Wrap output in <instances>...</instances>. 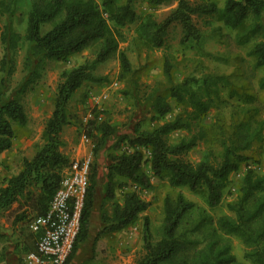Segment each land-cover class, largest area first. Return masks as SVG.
<instances>
[{"label": "trees", "instance_id": "16d2710c", "mask_svg": "<svg viewBox=\"0 0 264 264\" xmlns=\"http://www.w3.org/2000/svg\"><path fill=\"white\" fill-rule=\"evenodd\" d=\"M26 28L23 34L6 25L1 42L12 54L26 45L23 70L26 76L18 87L20 94L34 90L49 62L68 61L73 54L92 49L94 58L64 70L60 74L53 110L46 119L42 138L44 143L35 155L23 158L22 169L0 184V212L11 207L20 197H25L37 215L46 213L54 196L63 170L70 159L60 150L61 132L72 123L68 104L76 90L86 83L104 84L108 77L96 74L101 63L118 59L120 79L134 74L127 53L121 48L126 35L122 28L138 22L137 34L149 48H161L166 34L173 24L182 29L181 44L184 48L196 49L202 56L207 38L195 22L203 19L206 25L214 17L230 30L226 38L237 47L246 49L253 59L254 70L264 68V0H27ZM146 3L149 7H176L162 20L153 12L139 15L136 5ZM18 10V0H0V16L12 17ZM53 23L45 33L41 27ZM15 58L6 55L1 72L10 77L15 70ZM10 64L6 70V65ZM173 62L165 56L163 73L168 87L165 92L149 95V111L155 127L142 129L135 126L132 136L121 134L113 145L120 153L109 155L106 197L102 204L103 227L100 235L125 229L144 216L142 236L145 253L133 264H239L231 254L228 238H240L250 249L245 257L252 264H264V175L249 169L239 189L236 200L226 203L228 213L215 217L185 197L182 191L175 196L167 194L163 200V219L158 229L159 238L152 240L149 219L144 213L151 202L145 200L138 189L153 188L143 165L150 163L154 176L166 180L171 188L187 187L192 192L204 191L208 208L213 209L223 202L224 190L231 173L249 159L246 151L257 141L264 140V118L260 112L264 106L254 93L237 87L229 75L206 73L200 77L187 76L181 81L173 77ZM253 78V77H252ZM4 82V77L1 79ZM259 89H264V76L258 80ZM1 95V93H0ZM1 98V96H0ZM181 107L173 119L164 120ZM225 107L232 109L229 125L214 120L209 125L200 123L213 110ZM29 118L24 104L18 98L0 99V153L12 147L16 137L15 126L24 127ZM93 143V155L97 157L116 128L98 117L82 123ZM176 131L187 135L170 143L168 136ZM200 142L218 145L220 153L213 157L212 149L205 152L198 162L184 158ZM95 160L89 173V184L81 215L80 232L73 251L65 264L72 259L80 243L89 234L97 183ZM125 178L137 185L126 189ZM122 189L123 202L118 201L116 189ZM110 203L111 211L107 204ZM25 215L21 220L25 221ZM31 219H28V225ZM31 250V249H30ZM36 251H27L28 253Z\"/></svg>", "mask_w": 264, "mask_h": 264}, {"label": "rangeland", "instance_id": "374dc122", "mask_svg": "<svg viewBox=\"0 0 264 264\" xmlns=\"http://www.w3.org/2000/svg\"><path fill=\"white\" fill-rule=\"evenodd\" d=\"M191 2H199L202 0H190ZM222 5L224 0H210ZM176 4L170 6H160L156 8L149 7L146 3L138 2L136 5L139 15H144L147 12H153L158 20L164 19L174 8ZM30 8L27 0H18V13L12 17L0 16V37L6 25L12 26L13 30L23 34L26 23V13ZM211 20V25H206L203 19L195 18V22L205 32L207 38L204 43L205 52L209 55H201L196 49L184 48L181 44L182 29L179 24H173L170 26L166 37L165 44L161 48H149L141 39L138 38L137 26L138 22L125 26L123 29L126 39L121 43V48L129 56L134 74L126 75V79L133 80L135 86L134 94L137 98L135 103H148L149 95L152 93H164L168 87L167 78L163 73V64L165 56H169L173 62V77L175 81L179 82L187 76L200 77L206 73L229 75L231 81L238 88L249 90L255 94L260 103L264 106V89H259L258 80L264 76V68L254 70L253 59L246 53V49L237 47L233 42L226 38V35L230 33V30L223 25L221 21L216 18L206 17ZM53 23H45L42 25V32L50 29ZM26 54V45H23L20 49L12 54L8 51L5 45L0 39V69L3 66L2 60L8 55L9 58L13 56L16 60L14 73L7 77L6 74L0 70V93L1 101H6L11 98H18L24 104L28 116L35 114H41L45 122L48 115L51 114V106L53 110L54 97L57 89L60 76L55 73V69L51 66V62L47 67L42 70L41 78L34 90L20 94L18 87L26 76V71L23 70V60ZM94 58L93 50L87 49L75 60V64H82L86 60ZM10 64L6 65V70L9 69ZM120 64L118 62H110V66L104 67L99 65L96 74L105 75L108 77L107 82H113L120 79ZM4 77V82L1 79ZM253 77V78H252ZM92 84V83H91ZM97 84V83H94ZM92 84V85H94ZM124 92H131L132 87L123 90ZM121 91L117 90V93ZM71 106V120L77 124V130L75 132V142L79 138V127L85 123L84 116L86 114L85 103H90L86 97L75 99ZM144 106V105H143ZM145 117L138 124L142 129H151L155 127L156 123L152 119V114L149 108L146 109ZM182 111L181 107L174 106L173 111L167 114L164 120L173 119L174 116ZM232 109L225 107L221 110H213L206 118H201L200 123L209 125L214 120L220 121L226 126L231 122ZM264 118V110L259 115ZM126 118H133V116H127ZM39 119V117H38ZM137 124H135L136 126ZM134 126V127H135ZM34 127H39V123ZM32 128L30 136H35L37 130ZM17 136L18 141L15 140L18 149L25 146L28 137V131L25 128H18ZM187 135L186 131H176L168 136L170 143L177 142L181 137ZM41 142V139L36 141L37 144ZM29 146L33 147L34 143L28 145L24 152L29 149ZM126 149V147L124 148ZM209 149L213 151V157L217 158L220 153V147L218 145L210 146L207 142H200L194 149L184 154V158L191 162L200 161L205 152ZM19 151V150H18ZM22 152H17L18 159L16 164L21 163L24 156H21ZM20 154V155H19ZM249 159L243 162L239 169L230 174L227 187L224 190L223 202L220 206L210 209L205 201L204 191L192 192L187 187L184 188H171L166 180H159L154 188L141 192V196L151 202L149 209L147 210V217L149 219L150 231L152 240L155 241L159 238L158 229L163 219V200L167 194L175 196L179 191H182L186 198L197 203L201 208L206 209L211 215L218 217L220 215L228 213L226 203L234 201L239 196V189L242 184V180L249 169L254 170L256 173L264 175V140L255 142L250 150L246 151ZM93 160L91 162V166ZM144 216L138 220V224L141 226L138 228L140 234L143 230ZM139 234L138 240L135 242L133 250H128V254L122 258H115L119 260V264H133L139 258L143 256L144 241L143 236ZM228 242L231 248V254L235 256L239 264H252L245 255L250 250L243 241L235 236H230ZM114 256V255H113Z\"/></svg>", "mask_w": 264, "mask_h": 264}, {"label": "crops", "instance_id": "0c3cea01", "mask_svg": "<svg viewBox=\"0 0 264 264\" xmlns=\"http://www.w3.org/2000/svg\"><path fill=\"white\" fill-rule=\"evenodd\" d=\"M16 13H18V10L15 12V15ZM24 32L25 29L23 33ZM85 50L73 54L69 57L68 61H52L51 66L55 69V73L60 76L64 70L80 65H76L75 60L85 52ZM110 62L119 63V60L112 59L101 63L100 65L108 67L110 66ZM114 82H117V85L112 86ZM135 86L133 80H128L126 78H121L113 82H105L101 85L86 83L76 90L68 104V110L70 112L71 106H73L72 102L75 99L86 97L90 103H85V118L87 113L101 100V95L104 92H107V100L104 103H99L102 107L100 119L101 121H108L116 128L115 134L108 138L105 146L100 150L97 157H94L93 155L92 146L81 143L80 134L78 141L75 142V132L78 128L73 120L71 124L64 126L62 129L61 138L63 143L60 150L70 159V161L80 159L86 155H92V159L93 161L95 160L98 170L93 209L90 217L89 234L86 240L79 244L68 264H119L120 261L114 260L113 257H118L120 259L127 255L128 250H133L135 242L138 240L140 234L138 228L141 226L138 222L125 229L99 236V232L103 227L101 207L106 197L105 185L107 183V168L111 164L109 155L111 153L118 154L122 149L127 147L126 145H122L121 149H117L116 151L113 150V145L119 135L127 134L132 136L134 134L135 124H138L145 117L146 111L144 108H149V103H135L137 100L134 94ZM131 87V92L123 91ZM117 90L121 92L117 93ZM50 109V113H52V106ZM50 115L51 114H49L48 117ZM40 116L41 114L38 113L33 116H28L29 122L26 126H15V131L18 130V128H25V130L29 132V135L28 137H24V140L27 139L25 146L18 149V147L16 148L17 144L15 140L18 141L19 137L17 136L18 134L16 131V137L13 141L12 147L0 153V184L7 177L17 174L22 169L23 158L26 157L31 159L35 155L38 147L42 146L44 143L42 134L45 122L43 121L44 118ZM127 116H133V118L130 120V118H126ZM38 123L39 127H34L35 124ZM33 127L37 130V134L35 136H30ZM38 139H41L39 144L36 143ZM32 143H34V146H29V149L24 152L25 148ZM17 152H22L21 156H24L19 164L15 163L18 159ZM143 171L150 177L154 188V185L160 179L154 176L150 168V163L143 165ZM120 181L128 183L127 190L137 187V185H134L131 181H128L125 178H121ZM138 192L141 194L143 190L139 188ZM116 197L118 201L121 203L123 202L122 189H116ZM107 208L111 211L110 203L107 204ZM146 214L147 211L144 215ZM22 215H25V221L20 219ZM35 216V211L30 205L26 204L25 197H20L9 209L0 212V264H27L25 261V256L28 253L27 251L36 249L37 240L40 236L39 233L31 231L28 227V219H32ZM140 235L142 236V234Z\"/></svg>", "mask_w": 264, "mask_h": 264}, {"label": "built area", "instance_id": "2783aa9c", "mask_svg": "<svg viewBox=\"0 0 264 264\" xmlns=\"http://www.w3.org/2000/svg\"><path fill=\"white\" fill-rule=\"evenodd\" d=\"M117 85L114 82L112 86ZM108 98V93L101 95V100L86 115L85 123L98 117L101 120V104ZM81 143L93 147L86 131H80ZM92 155L70 161L63 170L60 184L52 197L45 214L37 215L29 222V229L40 236L36 251L27 253V264H65L71 255L80 232L81 215L89 184Z\"/></svg>", "mask_w": 264, "mask_h": 264}]
</instances>
